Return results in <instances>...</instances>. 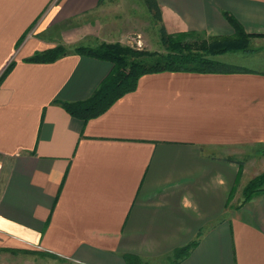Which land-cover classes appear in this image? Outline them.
<instances>
[{"label": "crops", "instance_id": "obj_1", "mask_svg": "<svg viewBox=\"0 0 264 264\" xmlns=\"http://www.w3.org/2000/svg\"><path fill=\"white\" fill-rule=\"evenodd\" d=\"M155 1L170 32L231 35L226 11L264 34V0ZM130 6L0 0V76L13 63L0 80V261L171 264L196 241L174 264H264V191L241 203L264 171L263 71L143 74L86 121L62 106L113 68L73 48L121 42ZM59 43L66 55L26 60Z\"/></svg>", "mask_w": 264, "mask_h": 264}, {"label": "trees", "instance_id": "obj_2", "mask_svg": "<svg viewBox=\"0 0 264 264\" xmlns=\"http://www.w3.org/2000/svg\"><path fill=\"white\" fill-rule=\"evenodd\" d=\"M149 11L161 20L160 12L155 0H144ZM225 20L233 29L231 37H215L211 41H186L175 38L173 34L160 29V40L166 53L138 50L122 45L119 42H101L95 47L78 45L73 52L110 62L113 68L109 75L99 84L95 92L86 100L78 102H62L65 110L86 121L88 118L102 113L117 98L134 90L140 76L147 73L162 71H191V72H237L246 70L240 66L223 63L214 56L230 51H249L248 45L252 37H264V34L247 33L239 21L230 13L223 11ZM178 36H185L187 31L177 32ZM61 46H54L43 51L35 52L26 60L29 62H51L66 55ZM13 63H9L0 76V80L7 74ZM264 153V150H262ZM264 190V171L247 181L242 190V201H247L251 195ZM196 243L193 241L173 252L171 264L184 257ZM129 264H141L137 257L126 255Z\"/></svg>", "mask_w": 264, "mask_h": 264}, {"label": "rangeland", "instance_id": "obj_3", "mask_svg": "<svg viewBox=\"0 0 264 264\" xmlns=\"http://www.w3.org/2000/svg\"><path fill=\"white\" fill-rule=\"evenodd\" d=\"M131 6L124 13V25L118 24L119 29H125L121 42L122 45H127L138 50H146L150 52H158L165 54L166 50L160 40V29L164 28L166 33H171L175 38H180L186 41L208 40L211 41L215 37H231V35H214L209 34L203 29H187L185 36H178L177 32H170L165 28L162 21L157 19L156 15L149 11L144 0H130ZM122 18L120 19V21ZM72 25V24H71ZM58 46L69 51L68 45L59 43ZM249 51H230L221 55H216L214 58L221 62L230 63L233 65L246 67L249 69L264 72V37L250 38ZM249 177L257 173L251 170ZM263 172V171H262ZM249 173V172H248ZM264 191V190H259ZM6 260H1L0 264H65L57 263L50 259L49 256L40 255L37 253L18 252L16 254H5ZM35 259V260H34Z\"/></svg>", "mask_w": 264, "mask_h": 264}]
</instances>
